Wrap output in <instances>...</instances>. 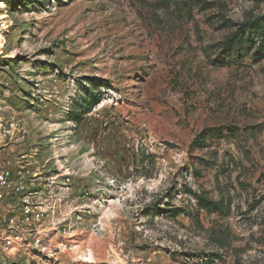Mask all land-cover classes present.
<instances>
[{"label": "rangeland", "instance_id": "374dc122", "mask_svg": "<svg viewBox=\"0 0 264 264\" xmlns=\"http://www.w3.org/2000/svg\"><path fill=\"white\" fill-rule=\"evenodd\" d=\"M254 21L264 0H0V124L60 175L43 245L0 264H264V34L228 43Z\"/></svg>", "mask_w": 264, "mask_h": 264}, {"label": "built area", "instance_id": "2783aa9c", "mask_svg": "<svg viewBox=\"0 0 264 264\" xmlns=\"http://www.w3.org/2000/svg\"><path fill=\"white\" fill-rule=\"evenodd\" d=\"M26 133L16 122L0 124V247L18 245L30 251L47 236L60 175L29 160L25 149H13L25 146L15 139H25Z\"/></svg>", "mask_w": 264, "mask_h": 264}, {"label": "trees", "instance_id": "16d2710c", "mask_svg": "<svg viewBox=\"0 0 264 264\" xmlns=\"http://www.w3.org/2000/svg\"><path fill=\"white\" fill-rule=\"evenodd\" d=\"M244 30L247 31H253L256 32L258 34H264V26H262L260 24L259 21H254V22H248L245 24H242L241 28L238 30V32L236 34H234L233 36H231L228 40L229 44L232 45H236V46H241L243 44V40H241L242 37V33ZM249 43H252V41L249 40ZM260 51H264L263 47L260 48ZM99 100H96V102H94V104H90L89 100H86L83 104L82 107L84 108V111L88 112L92 109V107L98 102ZM201 139V138H200ZM201 204L207 208V209H213V207H217L218 203L217 202H213L208 200L205 197H202L201 199Z\"/></svg>", "mask_w": 264, "mask_h": 264}, {"label": "bare ground", "instance_id": "6f19581e", "mask_svg": "<svg viewBox=\"0 0 264 264\" xmlns=\"http://www.w3.org/2000/svg\"><path fill=\"white\" fill-rule=\"evenodd\" d=\"M1 32H3V30H2ZM3 48H4L3 38H2V36H0V54H2ZM76 248H77V247H76ZM92 259H93V258L90 257V259H87V261H88V262H92V261H91Z\"/></svg>", "mask_w": 264, "mask_h": 264}]
</instances>
